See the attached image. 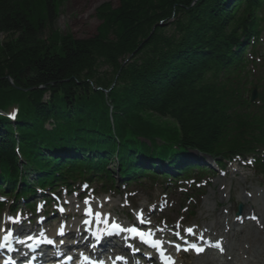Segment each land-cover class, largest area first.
I'll return each mask as SVG.
<instances>
[{
    "label": "trees",
    "instance_id": "1",
    "mask_svg": "<svg viewBox=\"0 0 264 264\" xmlns=\"http://www.w3.org/2000/svg\"><path fill=\"white\" fill-rule=\"evenodd\" d=\"M116 1L75 41L55 30L59 0H0V112L19 110L13 123L0 116L1 180L14 186L16 148L45 185L83 166L74 152L106 160L117 140L142 160L151 149L134 132L215 157L264 146V107L249 113L213 76L257 34L264 0Z\"/></svg>",
    "mask_w": 264,
    "mask_h": 264
},
{
    "label": "rangeland",
    "instance_id": "2",
    "mask_svg": "<svg viewBox=\"0 0 264 264\" xmlns=\"http://www.w3.org/2000/svg\"><path fill=\"white\" fill-rule=\"evenodd\" d=\"M61 7L58 9V16L55 23V30L58 34L64 36H69L72 40H88L95 35L96 27L98 26V21L94 17L95 9L103 4L110 3L112 6L117 5L116 0H60ZM3 36L0 35V43L3 42ZM264 45V44H263ZM264 50V46H261ZM232 169H225V172H229ZM240 173L233 175H226L225 177L217 176L215 180V186L210 184L208 188L204 190V196L198 198L196 201L191 202L190 208L194 209L195 217L193 223L199 225L202 224H212L214 218L207 217L205 219V214L203 211L208 209L212 211V214L216 217V213L228 211L229 219L233 218L234 212L236 210L237 204L243 206V212L248 210V206H244V197L251 195V201L249 203L258 211L259 215L264 212V184L262 180L253 174L249 169H243L239 171ZM214 181V180H211ZM217 181V182H216ZM223 185L222 188H220ZM158 187L152 188L154 194H150L141 191L140 187H136L139 194L136 196L135 202L141 204L147 199L149 202L156 198L158 193ZM170 198L168 201L176 204L175 209L168 213L171 214V221L179 220L180 212L179 205L182 202L179 192L173 188L168 191ZM263 194V195H262ZM137 206V205H136ZM135 207H133L134 209ZM137 210V207H136ZM178 210V211H177ZM190 212V211H188ZM195 259L191 257H182L179 261L183 264H191Z\"/></svg>",
    "mask_w": 264,
    "mask_h": 264
},
{
    "label": "bare ground",
    "instance_id": "3",
    "mask_svg": "<svg viewBox=\"0 0 264 264\" xmlns=\"http://www.w3.org/2000/svg\"><path fill=\"white\" fill-rule=\"evenodd\" d=\"M203 214L206 215L205 218L209 216L214 218L212 224L204 227L203 234L210 238H219L217 242L225 251L221 257L224 264H264V216L256 215L252 210L234 221L232 227L228 223L225 212L216 213L215 217L212 211L205 209ZM262 214L264 215V212ZM49 237L52 239L51 234ZM57 243L61 242L57 241ZM205 247L208 249L206 245ZM57 251L62 249L58 247ZM208 252L211 253L209 256L203 257L200 261L196 260L192 264H219V260L212 258V247L208 249Z\"/></svg>",
    "mask_w": 264,
    "mask_h": 264
},
{
    "label": "snow or ice",
    "instance_id": "4",
    "mask_svg": "<svg viewBox=\"0 0 264 264\" xmlns=\"http://www.w3.org/2000/svg\"><path fill=\"white\" fill-rule=\"evenodd\" d=\"M12 119H15V114L12 115L11 117ZM249 163H251V161H249ZM253 219H256L255 217H252ZM17 223H19V221H16ZM112 231L107 233L109 235L114 234V233H119V232H123V231H127L131 234H133V237H139L141 240H143L145 243L149 244L150 247L157 249L158 251H160L161 253V257L164 256V252H163V241L153 238L154 234L152 232H141L138 229H136L135 227L133 228H129V229H125L123 228L120 224H113L112 226ZM190 236H195V233L193 232V229L189 228L185 230ZM177 236H179V233H176ZM5 239H7V237H5ZM181 239L184 241V245H186V247H184V251H188L189 248H191L192 250H195L197 253H200L202 251H204V248L199 246L197 243H190L189 240L184 239L183 237H181ZM198 240H202L203 239V234H200L199 237H197ZM49 243H51V241H49ZM171 243V241L169 242ZM205 243H207V241H205ZM177 250H180V248L182 247V245L177 244L175 245ZM210 246H215L217 248H220V244L216 243L215 245H210ZM222 251V248H221ZM122 259V258H121ZM170 261V258H169Z\"/></svg>",
    "mask_w": 264,
    "mask_h": 264
}]
</instances>
